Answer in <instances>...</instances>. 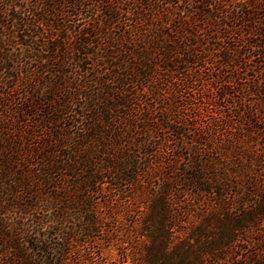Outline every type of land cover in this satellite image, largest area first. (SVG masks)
Segmentation results:
<instances>
[{"label":"trees","instance_id":"trees-1","mask_svg":"<svg viewBox=\"0 0 264 264\" xmlns=\"http://www.w3.org/2000/svg\"><path fill=\"white\" fill-rule=\"evenodd\" d=\"M260 133L264 0H0V264H86L99 197L161 176L142 264H264Z\"/></svg>","mask_w":264,"mask_h":264},{"label":"rangeland","instance_id":"rangeland-1","mask_svg":"<svg viewBox=\"0 0 264 264\" xmlns=\"http://www.w3.org/2000/svg\"><path fill=\"white\" fill-rule=\"evenodd\" d=\"M239 104H240L239 102H235L230 106V108L234 107V109L232 110H236L235 107L240 106ZM236 124H237L236 126H233L231 132H227V133L222 131L216 132L215 135L221 138L218 140H220L221 142H227L230 134H231V138L234 137L235 140L236 137H241V134L244 131L243 129L247 125L243 123L239 124L238 122H236ZM164 135H170V134L164 133ZM257 139L264 146V134L260 133V135L257 136ZM176 140L171 141L170 144L172 145L176 144L177 143ZM159 141H163V140L157 137V142ZM158 154L159 152L156 153L155 155L156 157L154 158L155 160L159 158L158 156H161ZM162 154H163V150H162ZM178 163L180 164V162ZM228 166H230L231 169L235 168V166H233V164L231 163ZM256 167H258L257 168L258 175L264 174V171H261L262 168L264 169V161L260 164H257ZM219 168L221 169V167ZM176 172L178 173L177 170H171V172H169L168 175L173 176L175 175ZM235 180L240 181V178L237 177ZM148 181H149L148 184L144 183ZM166 182L167 181H165L162 176L159 178L157 177L149 178V179L144 178L142 181L138 183L140 185L130 188L127 191L128 193L124 195L121 196L111 195L109 200H102L103 196L99 197L101 201H99L98 203L97 212L103 220V222L101 223L102 227L101 228L99 227L97 232H94L95 233L94 235L88 236L86 240L84 237H80L78 239L77 245L76 243H73V245L77 247V249L73 247L72 243H71V248L78 251V253L81 255L80 259L83 260L86 264H142L137 250L141 248V245L143 244L142 243L143 238L142 237L137 238V231L140 229V225H139L140 222H138V219L141 216V213L145 210V208H144V204L140 203V201L141 200L143 201V199L144 200L148 199L146 197V195L148 194H145V192H147L149 188L152 192L153 190V188L151 187L152 184L157 186L158 184H164ZM105 192H107V188L105 189ZM114 197L116 198V200H113ZM183 205L190 209L192 208L186 199ZM197 207L198 209H200V211L204 210V207L200 208L199 205H197ZM213 207L214 206H212L211 209H213ZM114 218L115 220H113ZM185 218H187V221L182 225L185 228L184 230L186 231L190 226L191 218L189 217V215H187ZM131 220H133V222ZM113 221L115 222V224H118L120 226L119 231H114V229H112V225L114 224ZM198 221L199 219L197 218L196 222ZM70 257H73V253L70 254ZM229 261H227V263H229ZM61 264H73V263L72 260L68 258L64 260Z\"/></svg>","mask_w":264,"mask_h":264}]
</instances>
